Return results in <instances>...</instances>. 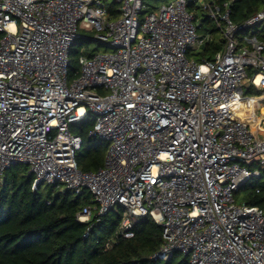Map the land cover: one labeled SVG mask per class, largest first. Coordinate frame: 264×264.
<instances>
[{
    "label": "built area",
    "instance_id": "obj_1",
    "mask_svg": "<svg viewBox=\"0 0 264 264\" xmlns=\"http://www.w3.org/2000/svg\"><path fill=\"white\" fill-rule=\"evenodd\" d=\"M149 1L0 0V180L23 165L34 189L87 190L93 205L78 221L123 207L125 239L139 219L152 218L163 230L154 259L264 264V208L236 198L264 170V118L256 114L264 104V41L240 35L264 31V9L236 25L231 2L222 11L208 0ZM107 2L117 4L115 15ZM191 3L225 41L211 61L189 57L212 41L200 34ZM80 39L101 48L79 59L71 80L69 57ZM247 85L260 95L246 94ZM89 112L90 136L109 149L100 169L82 172L83 141L70 127Z\"/></svg>",
    "mask_w": 264,
    "mask_h": 264
},
{
    "label": "trees",
    "instance_id": "obj_2",
    "mask_svg": "<svg viewBox=\"0 0 264 264\" xmlns=\"http://www.w3.org/2000/svg\"><path fill=\"white\" fill-rule=\"evenodd\" d=\"M208 1L222 11L223 5L231 2L230 16L236 25H243L264 9L261 0ZM107 7L111 15L117 13L115 2H107ZM188 9L200 21V34L212 36V41L191 57L195 56L198 62L211 61L224 49L225 41L202 8L191 3ZM240 35L257 36L264 41V31L259 28L246 29ZM2 38L0 32V42ZM93 45L91 40L80 39L72 47L69 57L71 80L79 76V59L84 55L92 57L100 50L101 45ZM249 74L253 75V71L249 70ZM245 91L253 96L261 93L252 85H247ZM260 112L264 117V104ZM94 127L95 117L90 112L70 127L71 132L83 141L76 156L82 172L100 169L109 149L108 144L90 136ZM249 182L237 192V200L263 209L264 170L260 179L248 185ZM88 205H93V198L87 190L79 195L61 192L58 184L40 185L34 189V177L27 166L10 168L0 180V264H190L189 258L181 254L168 260L153 258L162 246L163 230L152 218L139 219L134 225V237L125 239L118 234L125 217L123 207L117 206L89 223H80L77 215Z\"/></svg>",
    "mask_w": 264,
    "mask_h": 264
},
{
    "label": "rangeland",
    "instance_id": "obj_3",
    "mask_svg": "<svg viewBox=\"0 0 264 264\" xmlns=\"http://www.w3.org/2000/svg\"><path fill=\"white\" fill-rule=\"evenodd\" d=\"M168 1H171V0H168ZM165 1H162V0H150L149 1V4L152 6H158V5H161L162 3H164ZM259 29H261V28H259ZM93 46L94 47H96L97 46V42H93ZM103 49H105V47H103ZM202 49L203 48H199V49H193L191 52H190V54H189V57L190 58H194L195 56H193V57H191V55H193V54H199L201 51H202ZM256 114L258 115V117H260V118H264V117H262L261 116V112H260V110L258 111V112H256ZM251 122H252V120H250ZM255 124V123H254ZM253 124V125H254ZM264 128V127H263ZM261 133H262V131H261ZM100 142H102V144H108L107 142H105V141H101V140H99ZM255 170H257V168H255ZM256 179H253V180H251L250 182H249V184L248 185H250V184H252L254 181H255ZM261 181H263V180H261ZM44 187H45V184H44ZM239 202V204H241L242 203V200H238Z\"/></svg>",
    "mask_w": 264,
    "mask_h": 264
},
{
    "label": "crops",
    "instance_id": "obj_4",
    "mask_svg": "<svg viewBox=\"0 0 264 264\" xmlns=\"http://www.w3.org/2000/svg\"><path fill=\"white\" fill-rule=\"evenodd\" d=\"M257 117H258V115H257ZM258 118H260V117H258ZM248 119H249V120H254L255 117H254V116H250V117H248Z\"/></svg>",
    "mask_w": 264,
    "mask_h": 264
}]
</instances>
